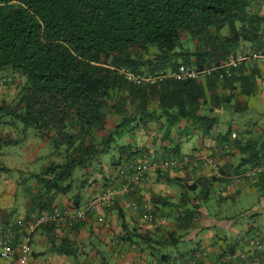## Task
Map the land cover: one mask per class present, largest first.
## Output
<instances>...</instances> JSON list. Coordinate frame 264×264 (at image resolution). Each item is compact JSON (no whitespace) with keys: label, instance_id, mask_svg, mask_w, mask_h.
Returning <instances> with one entry per match:
<instances>
[{"label":"trees","instance_id":"obj_1","mask_svg":"<svg viewBox=\"0 0 264 264\" xmlns=\"http://www.w3.org/2000/svg\"><path fill=\"white\" fill-rule=\"evenodd\" d=\"M260 1L0 0V74L11 76L17 89L12 102L0 103V150L44 138L51 150L49 165L37 177L48 192L65 195L75 172L88 169L128 129L146 128L163 119L169 128L185 120L194 121L200 133L210 136L217 125L211 106L255 93L254 74L246 70L259 61L240 64L231 77L216 70L154 85L130 82L120 69L143 78L181 67L204 72L233 62L240 54L264 51ZM219 88L230 91L229 97L218 95ZM110 123L114 124L111 129ZM102 132L106 135L100 137ZM246 135L235 173L230 175L219 164L214 171L220 177L198 176L210 170L202 165L184 169L193 182L186 184L187 190L203 204L212 201L215 186L224 182L230 189L256 184L264 204V173L234 185L243 172L264 167V130ZM234 143L241 144L238 139ZM120 149L132 156L129 146ZM183 156L189 155L176 152L170 158ZM143 159L131 158L126 164ZM161 201L152 202L162 205ZM199 206L179 213L186 236L195 228ZM260 216V212L253 214L247 225L255 237L251 251L228 250L216 264H264V218L260 224ZM48 225L57 226H43ZM257 242L261 248H256ZM154 249L150 264H207L197 255L172 262ZM62 253L75 257L76 251L69 247Z\"/></svg>","mask_w":264,"mask_h":264},{"label":"crops","instance_id":"obj_2","mask_svg":"<svg viewBox=\"0 0 264 264\" xmlns=\"http://www.w3.org/2000/svg\"><path fill=\"white\" fill-rule=\"evenodd\" d=\"M260 3L264 14V0ZM248 68L246 71L254 74L256 92L251 96L241 94L235 101L220 107L214 103L212 115L217 118V125L210 136L200 133L194 121L185 120L169 128L165 126L167 119H163L146 128L139 125L134 130L124 131L110 147L113 151L111 161L102 160L101 154L88 169H78L71 180V190L65 195L48 192L37 177L49 165L51 150L44 138L32 139L24 146L30 164H36L39 159L47 162L33 170L17 163L10 167L1 157V151L7 148L1 149L0 224L11 229L14 245L30 244V264H150V259L156 256L154 248L176 263L197 255L207 264H216L223 252L234 248L249 253L251 240L255 238L247 230L250 217L260 212L262 216L257 217L260 224L264 218L263 199L253 183L236 189H230L225 182L217 184L212 201L203 204L197 194L187 190L186 184L193 182L189 181L185 170L150 172L131 194L114 197L109 207L91 209L97 196L118 186L117 171L127 166L126 160L131 158L147 161L150 155H156L158 159H165L179 152L180 155L213 158L221 169H228L230 175L235 173L248 131L261 133L264 130V111L251 104L256 101L264 105V63H251ZM217 94L229 97L230 91L219 88ZM105 135L106 132L99 133L100 137ZM236 139L241 142L239 147L234 143ZM222 144L227 147L224 149ZM122 146H129L132 156L126 155L120 149ZM16 173L19 176L15 179ZM211 174L220 177L213 169L199 172L198 176ZM75 190H80L81 195ZM220 196L225 200L221 201ZM155 198L161 199L162 205L160 202L154 204ZM198 204L195 228L186 236L187 231L180 228L179 213ZM53 208L70 212L82 209L86 211V218L73 225L31 228V220ZM144 213L158 218L154 223L149 222ZM161 219H166L165 225ZM68 246L76 251L75 257L62 253V249H69ZM0 264L20 263L0 257ZM232 264L243 263L235 261Z\"/></svg>","mask_w":264,"mask_h":264},{"label":"built area","instance_id":"obj_3","mask_svg":"<svg viewBox=\"0 0 264 264\" xmlns=\"http://www.w3.org/2000/svg\"><path fill=\"white\" fill-rule=\"evenodd\" d=\"M248 61H259L264 63V51L261 52H252L240 54L236 57V60L225 64L222 67L216 69H210L204 72H196L192 69H186L181 67L176 72H171L169 74L164 72H159L155 75H151L147 78H143L142 76H136L131 71H128L124 68L120 69V74L124 75L128 81L134 82L136 84L147 83L150 85H154L157 83H161L166 81L168 78H173L174 80H186L190 78H198L204 74H211L213 71L219 70L223 72L222 76L226 75L227 77H231L233 75V71L238 68V66L244 62ZM12 80L9 77H0V84L3 83H11ZM202 165L203 168L218 169V163L213 158H197L190 156H183L179 159H158L156 155H150L147 161H139L134 160L130 162L125 167H120L117 171L120 178L116 180L118 184L117 187H113L110 189V192L97 196L91 209L95 207H103V206H111L112 200L114 197L119 195H129L134 190L135 187L145 181L146 177L150 172H158V171H167L172 169H182L184 170L188 166H193L195 168H199ZM264 173V167L257 168L255 170H249L243 172L239 177L235 178L234 185L239 184L243 181V179L249 178L253 179L258 177L260 174ZM119 180V181H118ZM123 180V181H122ZM118 181V182H117ZM122 181V182H121ZM232 189V188H231ZM86 218V211L84 210H75L70 212V210H61L59 208H53L51 211L44 212L33 220L29 225L32 229H37L43 225L47 224H56L58 226H62L64 224L78 223L83 221ZM144 218L149 222H153L155 217L153 214H145ZM164 224H166V220H162ZM23 225V224H22ZM261 243H256V248H261ZM30 255H31V247L28 242L22 243L18 246L14 245V237L9 229L5 225L0 224V257L6 261L17 260L20 264H30ZM190 264H195V262H191Z\"/></svg>","mask_w":264,"mask_h":264},{"label":"rangeland","instance_id":"obj_4","mask_svg":"<svg viewBox=\"0 0 264 264\" xmlns=\"http://www.w3.org/2000/svg\"><path fill=\"white\" fill-rule=\"evenodd\" d=\"M4 78L6 77H9L13 80L12 84L8 85V84H5V85H0V103L6 101V102H12L13 99L15 98L16 96V92H17V89H16V85H15V80L11 77V76H3ZM252 105H255L258 109H260L261 111H264V105L262 103H259V102H251ZM238 123V122H237ZM110 125H114L113 123H110ZM130 129H128L129 131ZM30 139V138H29ZM30 140H27L25 142H22L21 144H19L18 146L16 147H8L7 149H4L1 151V157H2V160H4V162H6L7 165H9L10 167L13 166L12 163H17L19 164L20 166L22 167H25L29 170H33L35 167H42L45 165V160L42 161L41 159H39L37 161V163L35 164H30L29 162V157L28 155H25V144L26 142H28ZM113 151L112 150H109L108 152L104 153L101 155V159L106 161V162H110L111 159H112V156H113ZM19 167V166H18ZM38 170V168H37ZM14 173V172H13ZM14 178L16 179L18 176H19V173L13 175ZM31 182H29L28 186H30ZM75 193H80V190H75ZM81 195V193H80ZM84 195V194H83Z\"/></svg>","mask_w":264,"mask_h":264}]
</instances>
